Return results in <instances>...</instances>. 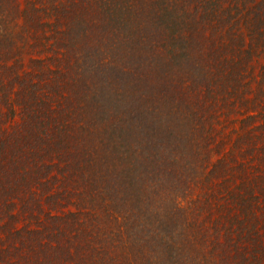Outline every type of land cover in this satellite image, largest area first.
Segmentation results:
<instances>
[{"label": "trees", "instance_id": "trees-1", "mask_svg": "<svg viewBox=\"0 0 264 264\" xmlns=\"http://www.w3.org/2000/svg\"><path fill=\"white\" fill-rule=\"evenodd\" d=\"M0 264H264V0H0Z\"/></svg>", "mask_w": 264, "mask_h": 264}, {"label": "rangeland", "instance_id": "rangeland-1", "mask_svg": "<svg viewBox=\"0 0 264 264\" xmlns=\"http://www.w3.org/2000/svg\"><path fill=\"white\" fill-rule=\"evenodd\" d=\"M259 62H260V64H262V63H263V60H260ZM259 62H258V63H259ZM256 71H257V70H256Z\"/></svg>", "mask_w": 264, "mask_h": 264}]
</instances>
